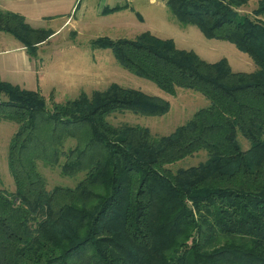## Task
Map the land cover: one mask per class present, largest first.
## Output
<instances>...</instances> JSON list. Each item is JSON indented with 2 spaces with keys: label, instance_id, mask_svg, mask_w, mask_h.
<instances>
[{
  "label": "trees",
  "instance_id": "1",
  "mask_svg": "<svg viewBox=\"0 0 264 264\" xmlns=\"http://www.w3.org/2000/svg\"><path fill=\"white\" fill-rule=\"evenodd\" d=\"M247 4L166 0L165 7L180 26L246 54L251 73L150 33L91 42L165 94L187 89L208 101L167 136L108 121L123 112L166 115L170 103L157 96L111 84L48 105L38 91L0 82V123L17 127L7 154L15 190L0 191V264H264V0L240 14ZM128 7L105 6L101 15ZM0 32L31 58L53 35L1 10ZM68 141L74 145L65 149ZM199 152L203 163L170 169ZM39 165L83 178L48 191Z\"/></svg>",
  "mask_w": 264,
  "mask_h": 264
},
{
  "label": "rangeland",
  "instance_id": "2",
  "mask_svg": "<svg viewBox=\"0 0 264 264\" xmlns=\"http://www.w3.org/2000/svg\"><path fill=\"white\" fill-rule=\"evenodd\" d=\"M258 1L248 0L247 6L238 12L250 13ZM165 3L166 0H82L86 13L82 21L77 23L78 35L64 31L48 43L44 42L46 45L37 51L38 71L28 79L25 90L38 89L48 105L51 102L61 105L77 99L81 94L90 97L94 92L106 90L111 84L138 90L167 100L170 111L162 117L115 113L108 118L109 123L113 126H142L155 137L170 135L197 110L206 107L208 101L199 93L187 89H177L174 97L165 94L149 81L124 70L110 50L93 48V40L99 37L132 40L142 33H150L160 39H172L178 49L194 51L209 63L226 59L233 72L251 73L256 67L246 54L239 52L232 44L208 40L193 26H180L167 11ZM106 5L129 7L100 16L99 6ZM16 128L13 123H0V191L7 193L15 190L7 167V154L9 141ZM238 140L243 150L248 149L249 145L242 136L239 135ZM73 145L74 142L68 141L65 149ZM205 160V152H199L173 164L170 169L175 172L177 169L197 166ZM39 172L46 179L48 191L55 186L73 188L83 178L82 175L62 177L58 167L51 169L39 165Z\"/></svg>",
  "mask_w": 264,
  "mask_h": 264
},
{
  "label": "crops",
  "instance_id": "3",
  "mask_svg": "<svg viewBox=\"0 0 264 264\" xmlns=\"http://www.w3.org/2000/svg\"><path fill=\"white\" fill-rule=\"evenodd\" d=\"M104 7L99 6L100 16ZM0 10L22 16L33 29L51 31L53 35L46 43L64 31L78 35L77 23L82 21L86 13L82 0H0ZM46 43L38 47V52ZM37 58H31L26 48L15 38L0 32V82L25 89L28 79L38 71Z\"/></svg>",
  "mask_w": 264,
  "mask_h": 264
}]
</instances>
